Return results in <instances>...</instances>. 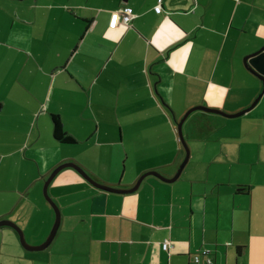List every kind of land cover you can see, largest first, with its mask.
Segmentation results:
<instances>
[{
	"label": "crops",
	"instance_id": "crops-1",
	"mask_svg": "<svg viewBox=\"0 0 264 264\" xmlns=\"http://www.w3.org/2000/svg\"><path fill=\"white\" fill-rule=\"evenodd\" d=\"M9 9L0 28V220L19 224L30 244L54 225L43 190L60 164L76 162L114 188L151 170L172 178L183 155L167 108L234 114L263 89L244 58L264 45V0H11ZM263 96L240 116L219 114V143L199 137L174 181L149 175L119 193L62 169L48 189L61 210L54 239L27 250L1 226L0 264H264ZM53 114L75 144L55 138ZM203 250L211 263L195 262Z\"/></svg>",
	"mask_w": 264,
	"mask_h": 264
},
{
	"label": "water",
	"instance_id": "water-1",
	"mask_svg": "<svg viewBox=\"0 0 264 264\" xmlns=\"http://www.w3.org/2000/svg\"><path fill=\"white\" fill-rule=\"evenodd\" d=\"M244 62L245 65L256 75L258 76L262 82H263V89L261 91V93L258 95V97L255 99V101L245 110H242L240 112L231 114V113H226L225 111H221V109H217V108H212V107H208L205 105H196L193 106L192 108H190L185 115L183 116L182 120H180L177 124V130H178V135L179 138L182 142V144L185 147V151H186V155L185 158L183 160L182 163H180V167L178 168L176 174L172 177V178H166V176H163L160 172L155 171V170H151L148 172H145L144 174H142L137 182L135 183V185L131 188H114L113 186H109L106 184H102L100 182H98L95 178H93L82 166H80L79 164H77L76 162H64L62 164H60L59 166H57L53 171H51V174L49 175V177L47 178V180L45 181L44 184V195L45 198L48 200V202L51 204V206L53 207V209L55 210V214H56V219L54 222V225L50 231V234L48 237H46V240L41 243L40 245H30L27 242L25 233L23 231V229L19 226V224L15 223L13 220L10 219H2L0 220V227L1 226H10L13 229L16 230V232L18 233V237H20L21 243L22 245L27 249V250H42L45 249L46 247H48L50 245V243L52 242V240L54 239L55 235L57 234V231L59 229V224L61 223V210L58 206V204L54 201V199L49 195V184H51V182L53 181V179L55 178V176L64 168L67 167H72L75 170L78 171V173H80L84 178H87V180L92 183L93 185L107 190V191H111V192H119V193H125V192H131V191H135L136 189L139 188L140 184L142 183V181L149 175H153V176H157L163 180L166 179V181H174L176 179L179 178V176L181 175L183 169L185 168L186 164L189 161L190 158V149L187 145L185 136H184V132H183V126L185 121L187 120V118L191 115V113H193L194 111L197 110H201V111H205L207 113H216V114H221L227 117H237L240 116L244 113H246L247 111L251 110L252 108H254L257 103L259 101H261V97L264 94V45L262 46V48H260L259 50H257L256 52L247 55L244 58Z\"/></svg>",
	"mask_w": 264,
	"mask_h": 264
},
{
	"label": "rangeland",
	"instance_id": "rangeland-1",
	"mask_svg": "<svg viewBox=\"0 0 264 264\" xmlns=\"http://www.w3.org/2000/svg\"><path fill=\"white\" fill-rule=\"evenodd\" d=\"M1 1L5 2V4L3 5L2 2H0V28H5V26L8 27L7 16L10 12L9 3L11 2V0H1ZM3 31H0V33H2ZM199 105H205V104H199ZM205 106H208V105H205ZM192 107H189L186 110V112ZM208 107H212V106H208ZM163 108H164V106H163ZM164 109H166V108H164ZM167 109H168L167 114H169L171 116L174 124L176 125V129H177L176 123H178L180 120H182V118L186 112L184 114H181V116H178V115H174L173 112L171 110H169V108H167ZM195 112H197V113H195ZM193 113H195V115ZM193 113H191V115L187 118V120L185 121L184 126H183L184 136H185L187 145L190 149V157H191V154L193 153V151L196 147L195 145H198V144L200 145L201 144L200 141L203 138H204L203 140H208L209 144L215 145L216 143H219L216 140V136H219V114L205 113L207 115H203V117H198L196 115H201L203 113V111H194ZM147 125H149V123ZM177 136H178V131H177ZM199 137H201L202 139H200ZM231 141L232 140H228V143H230ZM179 146H180V149H182V155H183L180 162H179V167H180V165H181L180 163H182L184 158H185L186 151H185V147L182 144L181 140L179 141ZM187 166H188V164H187ZM256 167L257 168L259 167V169L263 172L264 171V162H261ZM178 168H177V170H178ZM176 172H175V174H176ZM182 173H181V175H182ZM53 211L55 213L54 209H53ZM25 236H26V233H25ZM26 239H27V237H26ZM27 242L29 243L28 239H27ZM40 244H30V245H40Z\"/></svg>",
	"mask_w": 264,
	"mask_h": 264
},
{
	"label": "built area",
	"instance_id": "built-area-1",
	"mask_svg": "<svg viewBox=\"0 0 264 264\" xmlns=\"http://www.w3.org/2000/svg\"><path fill=\"white\" fill-rule=\"evenodd\" d=\"M155 10L157 12H161L162 11V6L159 4L155 7ZM118 13L121 17V20L124 24L129 25L131 22V19L133 17L132 14V10L130 7L128 6H123L118 10ZM169 247V242L165 241L163 244V248L164 249H168ZM195 262L196 263H201L202 258H205L207 263H211L212 262V258H211V252L210 250H203V251H199L198 253H196L194 256Z\"/></svg>",
	"mask_w": 264,
	"mask_h": 264
},
{
	"label": "trees",
	"instance_id": "trees-1",
	"mask_svg": "<svg viewBox=\"0 0 264 264\" xmlns=\"http://www.w3.org/2000/svg\"><path fill=\"white\" fill-rule=\"evenodd\" d=\"M162 11H163V8H162ZM158 13L160 14V12ZM51 119L53 120V124H54L55 138L59 142L65 143V144H75L77 142L75 137H73L69 133H66V131L63 129V125H62L60 116L58 114H53Z\"/></svg>",
	"mask_w": 264,
	"mask_h": 264
}]
</instances>
